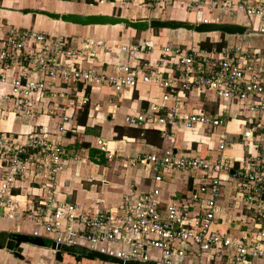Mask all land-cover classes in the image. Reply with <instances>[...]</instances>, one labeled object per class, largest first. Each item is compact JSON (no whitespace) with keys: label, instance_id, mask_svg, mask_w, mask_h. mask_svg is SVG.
I'll return each mask as SVG.
<instances>
[{"label":"built area","instance_id":"built-area-1","mask_svg":"<svg viewBox=\"0 0 264 264\" xmlns=\"http://www.w3.org/2000/svg\"><path fill=\"white\" fill-rule=\"evenodd\" d=\"M252 1L257 4L252 5ZM177 2L203 15L199 24H232L230 21L238 23L241 19L255 18L264 21V0H153L149 10ZM109 3L120 8L133 3L142 8L146 1L89 0L90 6ZM208 11L213 15L205 16ZM260 33L264 35V25ZM33 43L37 44L35 50L29 49ZM2 44L0 85L8 86L9 92L2 90L0 100L6 99L10 105L0 109V119L8 118L12 111L25 114L38 103L35 99L38 94L67 99L69 105L78 108L90 103L86 95L76 100L67 89L56 91L58 83H81L85 87L108 85L115 93L135 89L143 83L161 87L164 94L144 112L126 116L124 122L130 127L159 129L164 138L197 126L212 130L223 127L222 117L190 109L189 93L206 90L218 100L247 106L248 125L242 142L252 141L259 131H264V50L246 53L240 46L160 45L153 38H144L136 43L120 44L116 53L125 55L126 60L114 57L116 64L108 73L77 67L75 62L62 65L61 59L70 54L97 57L100 45L89 40L72 52L73 48L67 49L69 42L64 36L10 28ZM155 54L160 57L156 62ZM4 68H18L20 74L8 79ZM35 113L31 112V116L37 119ZM61 121L57 131L64 135L71 118L62 115ZM97 144L109 160L115 158L104 139H99ZM219 145L221 151L227 149L226 136H221ZM64 155L63 144L49 138L43 129L17 136L6 135L0 129V210L10 220L22 218L24 212L19 210L20 202L13 194L19 181L39 180L44 191L39 205L28 215L29 221L36 225L29 236L48 239L59 247L87 249L124 264H185L184 259L189 256L199 261L206 257L214 260L226 257L224 264L257 261L264 264V156L247 159L239 170L223 157L212 162L200 156L187 157L172 148L131 159L132 166H144L151 175L150 188L125 194L119 207L93 211L59 199ZM161 169L167 175L191 173L193 180H198L196 190L183 197L166 198V179ZM228 179L236 183L240 198L251 211L247 221L241 220V233L237 237L224 230L230 219L223 216L224 209L219 203ZM234 209L229 206L226 212ZM53 252L57 254V250Z\"/></svg>","mask_w":264,"mask_h":264},{"label":"crops","instance_id":"crops-1","mask_svg":"<svg viewBox=\"0 0 264 264\" xmlns=\"http://www.w3.org/2000/svg\"><path fill=\"white\" fill-rule=\"evenodd\" d=\"M49 1L50 2L45 1L43 6H39L38 4H29L27 6L22 5L20 3L21 0H0V33H2V39H4L7 31L12 28L9 27L6 20L16 18L17 21L21 22V27L17 28L19 30L34 29L42 32L43 34L66 37L69 42V44H67V49L73 48L72 52H74V49L76 50L78 47H81V43L85 40L91 41L94 45H100L97 57H78L71 56L70 54L61 59L62 65L75 62L77 67L95 68L103 72L107 71L108 73H111L114 69V65L116 64L114 57L119 56L121 60H126L125 55L116 53L120 44L136 43L125 40L133 39L137 36V33L132 32L134 34H130V36L123 35L116 37L115 35H110L109 32H117L116 29L122 26H119L118 28L111 26L80 27L73 24V33L71 35L58 30H54L57 32L49 33L34 28L33 26L26 27L22 20L28 22L32 19L34 21L35 17L33 16L35 14H33V16L25 15L22 12L23 10L30 8L57 13L77 12L85 14L93 12L116 16L120 15L132 20L152 19L146 11H151L149 8L151 6L150 4L153 3V0H145L146 4L145 6L143 5L142 8H139L138 4L131 3L125 12H122V8L117 7L109 13L106 11L91 12L82 10L81 8L75 9L78 4L85 0H75L74 11L72 9H67L64 5V3L72 2V0ZM87 3H89V0H87ZM251 4L256 5L257 1H252ZM133 5H136L137 12L132 13L130 10ZM17 13L20 15V18L16 16ZM210 15H213V13H210L209 11L205 13V16ZM192 17L193 13L185 12L181 17L173 19L179 21L186 20L190 23H195L191 21ZM165 20H172V18H167ZM230 22L235 25L243 26L247 28L248 31L243 35H228L220 33L219 38L216 41L213 39L212 35H209V37L199 39L198 41L196 40V42H191V44L187 41V39H185L186 35H184L185 33H183V31L186 30L180 31L168 29V32L160 33V36H158V43L160 45L167 43H181L195 46L201 45L209 40L210 42H213L214 47L217 48L240 46L246 53L254 50H264V41L261 45H254L250 42H245L242 37L250 33H256L264 40V35L260 33V29L262 25H264V21L262 19H241L238 23L234 21ZM149 33L150 31L144 33L142 32L144 35L147 34L144 37L149 36ZM220 43H226V45L220 47ZM2 45V40H0V48ZM36 47L37 44L33 43L29 49L32 48L35 50ZM159 59V54H155L153 59L154 62ZM132 63L134 62L132 61L131 64ZM0 72V74H2L1 70ZM3 73L8 79H12L20 74V69L16 68V70H9L4 68ZM142 84L143 83H139L137 88L130 89L122 93H115L113 88L108 85H100L88 87V89H90L88 94L86 93V90L82 92H74L73 94L68 85L58 83L55 89L56 91H60L61 88L67 89L70 93H72V96L70 97H73L76 100L86 93V96L89 97L90 100L89 105H87L89 107L87 108L88 112H86V114L83 112V108L69 105L67 99L59 97L50 99L47 96H41L38 94L35 98L38 100V103L33 105L34 107H31V109H29L25 114H21L19 111H12L8 113V118L0 119V129L2 133L14 136L43 129V131L48 134L49 138L60 141L65 149V168L59 175L60 184L58 197L62 201L76 203L84 209H90L93 211L102 208L109 209L111 207H119L125 194L134 190L144 191L149 189L152 184V178L147 169L141 165L132 166L130 161L131 159H138L142 156H147L155 152H163L166 150H162L164 147L172 148L187 157L200 156L212 162H216L220 157H223V159L229 162L235 170H239L242 163L247 159L264 156V131H259L252 141H248L246 143L242 142L243 132L248 125L246 123L248 121L249 114L247 112V106L240 103L237 104L218 100L211 94V92L206 90H195L194 92L189 93L190 109L205 113L208 116L217 117L216 114L219 113L222 103L228 102L229 105L223 110L225 117H222L225 123L227 120L230 121V123L228 122V126H226V130L232 132L230 129L231 123L237 124V122L242 123V121L244 123L241 135L235 134V137L238 138V142H235L234 140L231 141L232 138H229L226 131L220 132V129L225 125L216 130L214 129L209 131L210 134H208V129L210 130V128L207 127L197 128L196 130H179L173 132L172 138H164L161 130L159 129H153L148 126L136 128L126 125L124 122L126 116L135 115L138 109L140 113L144 112L154 102L159 101L161 96L164 94V90L157 85H149L147 87L145 84L142 86ZM6 87L8 86L5 84L0 85V92L2 90L6 91ZM9 105L10 102L6 99L0 100V109H4ZM228 107H230V109H227ZM232 108H235L234 112L231 111ZM31 112H36L35 114L37 119L31 116ZM12 115H15L18 119H14ZM62 115H68L71 118V122L66 124V126L70 125V131H66L64 136L59 133L57 134L58 125L62 122ZM243 115H246V117ZM24 116L30 117L31 122L24 121ZM82 116H85L86 118L85 123L80 122ZM262 117L264 119V113L262 114ZM107 123L109 124L108 134L111 136L112 141L107 138L104 139L102 135H91L90 132L93 131L94 128H98L100 125H106ZM236 126L237 125H235V127ZM118 127L123 129L122 134L117 130ZM156 133L159 134L160 138L164 139L163 144L161 143L162 146H160L161 144H154L155 140H159ZM222 135L226 136V142L228 145L227 149L224 151H221L219 148ZM99 139H104L111 151L113 149L116 150L115 152L112 151L115 153L114 159L109 160L107 155L99 149L97 144ZM110 142L114 144V147L110 146ZM239 143L241 145L251 143L249 157L244 154L246 152L241 145L238 149V153L234 152V148L239 145ZM116 162L120 166L117 169H113L112 166L110 168V165ZM161 172H163L166 179L164 185V196L166 198L174 195L183 197L188 195L191 191L193 192L196 190L195 183H198V180L194 181V177L191 173L176 172L174 174L167 175L164 170ZM224 178L227 179L226 176H224ZM222 191L225 192L226 196L221 197L219 203L224 209L223 216L230 219L229 224L224 227V230L229 232L232 236L237 237L241 233L240 227H242V216L246 215L247 221L251 215V211L243 203V198H240L237 185L233 180H226ZM13 194L20 202L19 210L24 213L22 218L19 220H10L5 217L3 210H0V212H2V214L0 213V234L29 236L35 230L36 225L29 221L28 215H30L31 211L39 205V202L43 198L44 191L40 187L39 180L29 179L17 182L16 187L13 189ZM229 206H234L235 209L226 212V208ZM22 247L24 250L22 253L23 259L6 250L5 247L0 246V264H79V262L70 255L69 260L59 261L56 253L53 252L52 249L37 246L34 247L30 244H23ZM85 260L87 262L89 261L87 259ZM225 261L226 257L221 260H214L213 257H206L199 261L191 256L184 259L185 264H198L199 262H203L204 264H224ZM259 262L260 261H257L255 264H258Z\"/></svg>","mask_w":264,"mask_h":264},{"label":"rangeland","instance_id":"rangeland-1","mask_svg":"<svg viewBox=\"0 0 264 264\" xmlns=\"http://www.w3.org/2000/svg\"><path fill=\"white\" fill-rule=\"evenodd\" d=\"M45 1L46 2L47 1L50 2L49 0H21L20 3L22 5H27V6L29 4H38L39 6H43L45 4ZM75 2H76L75 0H72V2H66V3H64V5H65V7L67 9H72L74 11V3ZM80 8L82 10H87V11H91V12L92 11H95V12H98V11H106V12L109 13V12H112L113 9H116L117 7L115 6L114 3H109L107 5L90 6L89 3H87V0H85V1H82V3L78 4L77 8L75 7V9H80ZM27 9H30V8H27ZM126 9H127L126 7H123L122 8V12H125ZM130 10L132 11V13L133 12H137L136 5H133ZM130 10H128V11H130ZM49 12H52V11H49ZM147 12H148V15H150L152 17V19H156V20H165L167 18H170V19L172 18V20H174L173 18L181 17L185 12L186 13H189V12L190 13H193V17H192L191 21L192 22H195L194 24H199L202 21V19H203V15H197V13L195 11H191V10L187 9L181 2L173 3L171 5L164 6L162 8L158 7L154 11H146V13ZM78 14L88 15V13L87 14H85V13H78ZM89 14H102V13H93L92 12V13H89ZM125 14H127V13H125ZM16 16L20 18V15L18 13L16 14ZM33 17H35L34 21L32 19L30 21H28V22H25L24 20H22L23 24L26 27L33 26L34 28H37V29H40L42 31L49 32V33L57 32V31H54V30H58L60 32L67 33L69 35H71L73 33L72 24L63 23L61 21L50 20L49 18H47L45 16H42V15H34ZM22 19H23V16H22ZM186 19H187V17H186ZM186 22H188V21H186ZM6 23L9 24V27H12V28H16L17 29V28L21 27V25H20L21 22L17 21L16 18H14V19H8V20H6ZM80 27H83V26H80ZM118 27L119 26H116V28H118ZM116 30H117V32H114V33L109 32L110 35H115L116 37L117 36L119 37V36H123V35L130 36V34H132V35L134 34L131 31L132 29H130L128 26H122V27H119ZM148 31H150L149 36L144 37L147 34L144 35V34L141 33V34H137V36L134 37L133 39L125 40V41L137 42L140 39H144V38H148V37L149 38L158 37V36H160V33L168 32V29H159V30L150 29ZM180 31H183V30H180ZM145 32H147V31H145ZM183 33H185L184 34V35H186L185 36L186 37L185 39H187V41L189 43H191V42L194 43V42H196V40L198 41L199 39H205L206 37H209V35H212L213 39L216 41L219 38V35H220V32H213V33L201 34V33H196V32L194 33V32H186V31H183ZM58 34H60V33H58ZM242 37L244 38V41L245 42H250V43H252L254 45H261L263 43V41H264L263 38L259 34H256V33H250V34L244 35ZM0 40H2V33H0ZM157 40H158V38H157ZM145 85L147 87L149 86L148 84H145ZM142 86H144V84H142ZM8 92H9V90H8ZM223 101H225V100H223ZM228 105H229L228 102L222 103L221 109H220L219 113L216 114L217 117H223V118L225 117V115L223 114V110L226 109V106H228ZM227 109H230V107H228ZM234 110H235V108L234 109L233 108L231 109V111H233V112H234ZM138 112H139V109L137 110V112L135 113V115L140 114V112L139 113ZM192 112H198V111L192 110ZM243 116L246 117V115H243ZM12 117L14 119H18V118H16L15 115H12ZM24 119H25L24 121H26V122H31L30 121L31 119L28 116H24ZM228 122L230 123V121L227 120L226 123H225V126H224L225 128L224 127L221 128L220 129V132L226 131V133L228 134L229 138L230 137L232 138L231 141L234 140L235 142H238V138L235 137V136L237 134L238 135H241V131L243 130V127H244L243 121H242V123H238L237 122V124L231 123L230 124V129L232 130V132L226 130V126H228ZM235 125H237V126L235 127ZM197 128H202V127L197 126L194 129L196 130ZM108 130H109V124L107 123L106 125H100V127L94 128V130L91 131L90 133L93 136L102 135V137L104 139L107 138L110 141H112L111 136H109V134H108ZM66 131H70V125H67L66 126ZM209 131H212V129H210V130L208 129V134H210ZM237 132H239V133H237ZM57 134H58V132H57ZM240 145L241 144L239 143V145L236 146L237 148L236 147L234 148L235 149L234 152H237L238 153V149L240 148ZM110 146L111 147H114V144L110 142ZM241 147L246 152L244 154L247 157H249V155H250L249 153H250V150H251V148H250L251 147V143H247L246 145L245 144L244 145H241ZM112 151L115 152L116 150L113 149ZM133 158H136V157H133ZM111 166L113 167V169L114 168L117 169L120 165L116 162V163H112L110 165V168H111ZM223 196H226L224 191H222L220 198L223 197ZM0 213L2 214V212H0ZM241 220L246 221V215H243L242 218H241ZM26 257H28V256H26ZM69 258H70L69 255H67L66 253L63 254V260H69ZM95 260L96 261L89 260L87 262L85 259H83V261L82 262H79V264H101V263L102 264H108V263H105V262H101L100 260H97V259H95ZM109 264H112V263H109Z\"/></svg>","mask_w":264,"mask_h":264},{"label":"water","instance_id":"water-1","mask_svg":"<svg viewBox=\"0 0 264 264\" xmlns=\"http://www.w3.org/2000/svg\"><path fill=\"white\" fill-rule=\"evenodd\" d=\"M25 15H42L54 21L78 25V26H128L130 29L145 32L150 29H170V30H186L196 33H213L220 32L228 35H243L247 28L235 24H194L179 20H132L123 16L108 14H78V13H57L49 12L42 9H26L22 11ZM70 136V135H69ZM17 244H30L37 247L57 250V259L63 261V254L66 253L80 262L83 259L100 260L105 263L124 264L123 261L100 255L96 252L79 247H59L50 240L40 237L26 235H1L0 246L14 253L17 257L23 259V247H17ZM129 264H147V263H129Z\"/></svg>","mask_w":264,"mask_h":264},{"label":"trees","instance_id":"trees-1","mask_svg":"<svg viewBox=\"0 0 264 264\" xmlns=\"http://www.w3.org/2000/svg\"><path fill=\"white\" fill-rule=\"evenodd\" d=\"M155 30H159V29H155ZM132 32H135V33H137V34H141L142 32H140V31H135V30H131ZM157 38L158 37H153V39L158 43V41H159V38H158V40H157ZM221 45H220V47L221 46H225L226 45V43H220ZM201 46H203V47H205V48H213L214 47V43L213 42H210L209 40H207V42H204V43H202L201 44ZM68 87L69 88H71V90H72V93L74 94V92H82V91H85L86 90V93L88 94V92L90 91V89H88V87H85L84 86V84H81V83H79V84H72V85H68ZM86 93H85V95H86ZM89 105V104H88ZM89 106H85L83 109V112H85V114H86V112H88V108ZM81 121V123H85L86 122V118H85V116H82L81 117V119H80ZM117 130L118 131H120L121 132V134H122V132H123V129L122 128H117ZM157 134V133H156ZM158 138H159V140H155V142H154V144L156 143V144H163V141H164V139H162V138H160V136H159V134H157L156 135ZM162 144L160 145V146H162ZM169 147H164L162 150H165V149H168ZM1 163V162H0Z\"/></svg>","mask_w":264,"mask_h":264},{"label":"flooded vegetation","instance_id":"flooded-vegetation-1","mask_svg":"<svg viewBox=\"0 0 264 264\" xmlns=\"http://www.w3.org/2000/svg\"><path fill=\"white\" fill-rule=\"evenodd\" d=\"M23 244H17V247L22 246Z\"/></svg>","mask_w":264,"mask_h":264}]
</instances>
